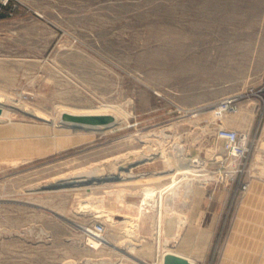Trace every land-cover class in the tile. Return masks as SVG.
Returning <instances> with one entry per match:
<instances>
[{
	"label": "rangeland",
	"instance_id": "1",
	"mask_svg": "<svg viewBox=\"0 0 264 264\" xmlns=\"http://www.w3.org/2000/svg\"><path fill=\"white\" fill-rule=\"evenodd\" d=\"M0 109V264H159L187 203L202 264H264V0H0Z\"/></svg>",
	"mask_w": 264,
	"mask_h": 264
},
{
	"label": "crops",
	"instance_id": "2",
	"mask_svg": "<svg viewBox=\"0 0 264 264\" xmlns=\"http://www.w3.org/2000/svg\"><path fill=\"white\" fill-rule=\"evenodd\" d=\"M197 206L193 207V211L198 214H191L190 204L187 203L185 208L187 215L182 223L181 237L177 242V247L170 249L172 252L190 259L193 264H202V261L207 258L211 242L213 213L217 212L219 207L216 208V206L208 204Z\"/></svg>",
	"mask_w": 264,
	"mask_h": 264
},
{
	"label": "built area",
	"instance_id": "3",
	"mask_svg": "<svg viewBox=\"0 0 264 264\" xmlns=\"http://www.w3.org/2000/svg\"><path fill=\"white\" fill-rule=\"evenodd\" d=\"M239 97H231L224 99L220 102V105L215 111V114L222 115L226 112H235L238 109L237 100ZM219 139L223 141V148L226 155L230 159H241L245 158L248 154V150L245 143V136L241 135L235 129L220 128L217 132ZM103 231L102 226L89 230L88 233L92 234L96 238L101 237Z\"/></svg>",
	"mask_w": 264,
	"mask_h": 264
},
{
	"label": "water",
	"instance_id": "4",
	"mask_svg": "<svg viewBox=\"0 0 264 264\" xmlns=\"http://www.w3.org/2000/svg\"><path fill=\"white\" fill-rule=\"evenodd\" d=\"M1 111V109H0ZM62 119L78 123V126H109L115 121L111 114H71L63 113ZM163 264H191L190 261L175 253H166L163 257Z\"/></svg>",
	"mask_w": 264,
	"mask_h": 264
},
{
	"label": "bare ground",
	"instance_id": "5",
	"mask_svg": "<svg viewBox=\"0 0 264 264\" xmlns=\"http://www.w3.org/2000/svg\"><path fill=\"white\" fill-rule=\"evenodd\" d=\"M12 93V92H11ZM19 98V97H18ZM107 107V106H106ZM60 108V110H58L59 112V114H61L62 113V111L63 110H68L69 112H71L72 114L74 113V114H87V113H90V112H93L92 114H94V112H97L99 109H97V110H90V109H88V110H81V109H77V108H70V109H67V108H64L63 106H60L59 107ZM96 109V108H95ZM101 110V109H100ZM103 111V110H102ZM101 111V112H102ZM109 111V110H108ZM111 111V110H110ZM64 112V111H63ZM104 112V111H103ZM107 112V111H106ZM98 113V112H97ZM91 114V113H90ZM106 114V113H105ZM115 114V113H114ZM117 116V115H116ZM2 120H3V118H2ZM64 121V120H63ZM66 121V120H65ZM67 122H69L68 124H70V122L71 121H67ZM61 123V122H60ZM72 124L73 123H75V122H71ZM53 124V127L55 126V125H57L58 124V121L55 119L54 120V123H52ZM64 124V123H63ZM70 127V126H69ZM87 127H89V126H87ZM101 127V126H100ZM99 128V127H98ZM178 153V152H177ZM180 153V152H179ZM161 154H163V153H161ZM162 157H164V156H162ZM143 164V163H142ZM168 166V165H167ZM179 167V166H178ZM179 169H181V170H183L184 172H191L192 170H191V168L190 167H181V168H179ZM86 170V169H85ZM102 170V169H101ZM99 171H100V169L99 168H90V170L88 169L87 171H83V172H80L79 174H87V176H94V175H98V173H99ZM101 172V171H100ZM76 174V173H75ZM77 174H78V172H77ZM194 174V173H193ZM134 175V174H133ZM86 176V175H85ZM64 177H66V176H64ZM73 177V176H72ZM63 178V177H62ZM150 190V189H149ZM148 191V190H147ZM150 192H153V190H151ZM154 194V193H153ZM173 195H175V194H173ZM122 196V195H121ZM147 196V195H146ZM120 197V196H119ZM121 198V197H120ZM119 198V199H120ZM145 200V199H144ZM149 204V203H148ZM147 204V205H148ZM91 239V241L94 243V245H96V242H97V240H95V239H92V238H90ZM168 239H169V237H166V239H164L165 241H164V244L166 245V246H168L167 245V242H168ZM173 240V239H172ZM169 244V243H168ZM166 253H174V252H172L171 251V249L170 248H167V249H164V251L162 252V254H161V257H160V260H159V264H163V257H164V255L166 254ZM175 254H177V253H175ZM179 255V254H178ZM188 259V258H187ZM189 261H190V263L191 264H193L192 263V261L190 260V259H188Z\"/></svg>",
	"mask_w": 264,
	"mask_h": 264
}]
</instances>
